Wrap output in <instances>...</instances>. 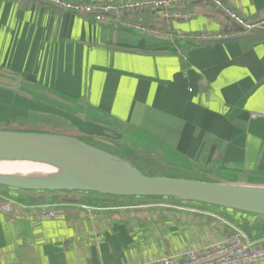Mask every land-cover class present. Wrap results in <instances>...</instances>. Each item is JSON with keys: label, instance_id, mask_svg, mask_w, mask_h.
<instances>
[{"label": "crops", "instance_id": "crops-1", "mask_svg": "<svg viewBox=\"0 0 264 264\" xmlns=\"http://www.w3.org/2000/svg\"><path fill=\"white\" fill-rule=\"evenodd\" d=\"M222 1L246 20L264 17V0ZM179 8L194 15L177 19L143 8L105 22L42 0H0V67L77 97L193 163L254 181L264 176V37L192 45L179 55L168 41L134 32L195 40L250 33L211 0ZM85 126L92 138L111 132ZM98 195H35L34 202L15 191L0 194V206L9 200L13 207L0 208V264H149L212 249L231 234L264 243L258 215L201 203L120 205ZM44 210L60 214L45 217Z\"/></svg>", "mask_w": 264, "mask_h": 264}, {"label": "water", "instance_id": "water-1", "mask_svg": "<svg viewBox=\"0 0 264 264\" xmlns=\"http://www.w3.org/2000/svg\"><path fill=\"white\" fill-rule=\"evenodd\" d=\"M204 1L207 0L190 2ZM237 30L243 31L240 25ZM134 32L142 37L168 41L171 45L170 51L179 55L187 53L192 45L264 37V30L234 38L224 35L196 40L172 38L149 31ZM0 104L58 114L71 120L75 118L85 125L98 124L105 130L129 137L144 146L148 152L155 153L93 136L95 141L108 146L119 145L127 152L117 153L90 144L76 135L36 128H11L0 124V158L40 161L57 169L55 173L45 175L0 174L2 187L16 190L85 192L114 197L176 199L264 216L263 175L257 176L254 181L247 180L241 172L193 163L175 152H170L155 140L146 138L125 121L38 81L20 78L4 67H0ZM127 154L187 176L170 173L153 175L135 164Z\"/></svg>", "mask_w": 264, "mask_h": 264}, {"label": "built area", "instance_id": "built-area-1", "mask_svg": "<svg viewBox=\"0 0 264 264\" xmlns=\"http://www.w3.org/2000/svg\"><path fill=\"white\" fill-rule=\"evenodd\" d=\"M42 1L77 13L92 14L96 20L105 22L121 20L124 12L138 11L143 8L163 10L164 15L177 19H189L194 15L192 11H184L179 8L183 3L193 0ZM211 1L217 7L222 8L233 21L240 25L243 32L264 30V17L254 21L246 20L228 8L222 0ZM123 24L128 25L125 22ZM134 26L139 28L138 25ZM216 37H220V35ZM201 38L207 39L212 38V36ZM5 212L8 213V211ZM59 214L52 210L43 211V216L45 217H55ZM261 259H264V243L253 245L252 243L241 241L237 234H231L220 245L212 249L187 251L182 259L160 255L149 264H250Z\"/></svg>", "mask_w": 264, "mask_h": 264}, {"label": "trees", "instance_id": "trees-1", "mask_svg": "<svg viewBox=\"0 0 264 264\" xmlns=\"http://www.w3.org/2000/svg\"><path fill=\"white\" fill-rule=\"evenodd\" d=\"M107 2V1H106ZM9 126H29V127H45V128H51V129H58V130H63L71 127V124L64 118L53 114V113H44L41 111H33V110H27L23 111L22 114L15 115L11 119H9ZM80 138L85 140L88 143H91L93 145L102 147L104 149H107L109 151H114L117 153H121L122 151L116 150L115 146H108L103 143H100L98 141H95L90 135L85 136V135H80ZM118 147V146H116ZM120 151V152H119ZM153 167H157L156 165ZM159 168V167H158ZM15 191L18 193H21L23 195L28 196V199L33 198L35 195H40L42 198L41 201L47 200L45 199L47 196L51 195H56V194H62V193H70L66 191H57V192H50V191H33V190H16V189H9L6 187L0 186V192L2 195H7L8 192ZM32 195V196H30ZM107 199H111L114 204H130L132 202H144L148 200H156V201H168V202H175V203H194V202H184V201H179L176 199H161V198H152V197H114V196H101ZM31 197V198H30ZM1 200V198H0ZM32 201L35 202V200L31 199ZM206 207H211L213 208L214 206L206 205V204H201ZM215 208V207H214ZM255 225L257 228L261 229L264 231V217L257 216L255 220Z\"/></svg>", "mask_w": 264, "mask_h": 264}, {"label": "rangeland", "instance_id": "rangeland-1", "mask_svg": "<svg viewBox=\"0 0 264 264\" xmlns=\"http://www.w3.org/2000/svg\"><path fill=\"white\" fill-rule=\"evenodd\" d=\"M21 109H23V110H21ZM24 110H26V108H24V107H21V108H16V107L5 108V107L0 106V122H2V123L8 122L9 123V119H11L15 115L22 114V112ZM44 113H47V112H44ZM56 115H58V114H56ZM58 116L66 119L71 124V127L67 128V129H63V130H58V129L55 130V129L45 128V127H29V126H11V128H18V129H20V128H26V129L27 128H36V129H43V130H48V131H56V132H60V133L76 135L78 137L80 135H85L86 136L88 134L95 135V132L93 131V129H91L88 126H85V124H83L82 121H79L78 119H75V118L72 119V120L71 119H67L66 117L61 116V115H58ZM88 131H91L92 133H89ZM111 136H114V135L111 134V132H106V131H104L103 134L101 135V137H103L105 139H109V140H112V141L119 142L120 144L128 146V147L132 146L133 148H135L137 150H141V149L143 150V147L141 145L135 144L136 142L129 140V137H127V136H119L118 135L115 138H112ZM119 150L122 151L121 153H127V152L124 151L125 149H123L122 147H119ZM126 156L129 159L133 160L134 163L137 164L138 166L146 169V171L147 170L150 171V173L153 174V175H158L159 172H157V171H169V170L161 168V167L158 168V166L157 167H153L151 163L143 161V160H141L139 158H136L133 155H128L127 154ZM9 193L10 192H8V194ZM0 194H1V192H0ZM144 202H148L146 204L153 203L151 205L158 204V203H156V202H158L156 200H148V201H144ZM0 208H1V211L5 210V211H8V212H11L12 209H13L12 202L9 201V200H6V201H4V203L1 204Z\"/></svg>", "mask_w": 264, "mask_h": 264}, {"label": "bare ground", "instance_id": "bare-ground-1", "mask_svg": "<svg viewBox=\"0 0 264 264\" xmlns=\"http://www.w3.org/2000/svg\"><path fill=\"white\" fill-rule=\"evenodd\" d=\"M56 171L57 169L55 166L45 162L13 158H0V174L45 175L49 173H55Z\"/></svg>", "mask_w": 264, "mask_h": 264}, {"label": "flooded vegetation", "instance_id": "flooded-vegetation-1", "mask_svg": "<svg viewBox=\"0 0 264 264\" xmlns=\"http://www.w3.org/2000/svg\"><path fill=\"white\" fill-rule=\"evenodd\" d=\"M90 144H91V143H90ZM114 146H115V149H116V150H119V146H118V147H116V145H114ZM101 148H102V147H101ZM119 152H120V151H119Z\"/></svg>", "mask_w": 264, "mask_h": 264}]
</instances>
